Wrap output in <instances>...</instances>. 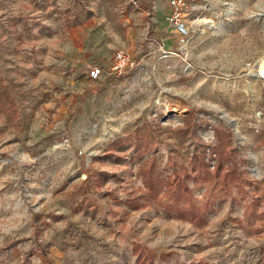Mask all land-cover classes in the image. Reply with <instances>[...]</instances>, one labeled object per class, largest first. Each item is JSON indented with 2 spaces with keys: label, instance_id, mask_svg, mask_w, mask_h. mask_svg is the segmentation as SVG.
I'll list each match as a JSON object with an SVG mask.
<instances>
[{
  "label": "rangeland",
  "instance_id": "1",
  "mask_svg": "<svg viewBox=\"0 0 264 264\" xmlns=\"http://www.w3.org/2000/svg\"><path fill=\"white\" fill-rule=\"evenodd\" d=\"M198 3L107 83L89 69L151 37L140 0H0V264H264V0ZM150 169L206 223L148 200Z\"/></svg>",
  "mask_w": 264,
  "mask_h": 264
},
{
  "label": "trees",
  "instance_id": "2",
  "mask_svg": "<svg viewBox=\"0 0 264 264\" xmlns=\"http://www.w3.org/2000/svg\"><path fill=\"white\" fill-rule=\"evenodd\" d=\"M223 171L225 173H222ZM215 173L223 176L224 183L221 184L223 190H229L230 184H234L239 189L245 186L242 173L238 171L233 162H230L228 169H225L223 164H219ZM145 174L148 200L157 201L162 206L164 213L177 220L189 222L196 226H202L206 223V213L212 210V206L209 202L203 205L197 204L193 189L189 187L177 171H173L177 178L175 182L171 178L163 180L156 177L152 169L148 173L145 172ZM209 175V164L205 160L204 155L193 156L190 161V170H185L187 179L206 180ZM142 205L135 204L134 207L139 208Z\"/></svg>",
  "mask_w": 264,
  "mask_h": 264
},
{
  "label": "crops",
  "instance_id": "3",
  "mask_svg": "<svg viewBox=\"0 0 264 264\" xmlns=\"http://www.w3.org/2000/svg\"><path fill=\"white\" fill-rule=\"evenodd\" d=\"M202 0H189L188 9L186 13L194 10L199 6L198 2ZM142 12L150 19L151 24V37L147 38L142 49H138L137 53L130 55L137 59H142L145 54L146 46L153 45L155 41L162 49L172 48L178 44L177 36L175 35V29L169 21V17L173 14V8L169 3V0H140ZM152 41V42H149ZM114 58V57H113ZM113 58L105 60V67L108 68L113 61ZM124 77H108L106 75L105 80L107 83L116 82L118 78ZM104 81V80H103Z\"/></svg>",
  "mask_w": 264,
  "mask_h": 264
},
{
  "label": "built area",
  "instance_id": "4",
  "mask_svg": "<svg viewBox=\"0 0 264 264\" xmlns=\"http://www.w3.org/2000/svg\"><path fill=\"white\" fill-rule=\"evenodd\" d=\"M188 1L169 0L173 8V14L169 17V21L175 31L182 36H186L189 33L188 22L186 20ZM137 65L138 61L130 53L118 50L115 52L113 61L107 70L102 66L94 65L89 69V77L93 80H98L103 74H106L108 77H120L133 70Z\"/></svg>",
  "mask_w": 264,
  "mask_h": 264
},
{
  "label": "water",
  "instance_id": "5",
  "mask_svg": "<svg viewBox=\"0 0 264 264\" xmlns=\"http://www.w3.org/2000/svg\"><path fill=\"white\" fill-rule=\"evenodd\" d=\"M263 61H264V59H263Z\"/></svg>",
  "mask_w": 264,
  "mask_h": 264
}]
</instances>
